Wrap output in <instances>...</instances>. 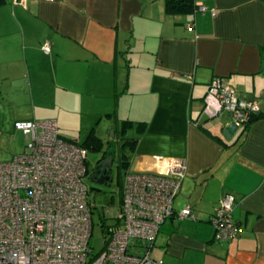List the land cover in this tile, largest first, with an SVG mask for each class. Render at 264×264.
I'll return each instance as SVG.
<instances>
[{
	"label": "crops",
	"instance_id": "1",
	"mask_svg": "<svg viewBox=\"0 0 264 264\" xmlns=\"http://www.w3.org/2000/svg\"><path fill=\"white\" fill-rule=\"evenodd\" d=\"M195 5L168 13L165 0H0V137L17 121L54 119L73 140L63 133L76 111L91 123L113 120V139L130 121L128 172L152 170L157 155L188 166L175 211L191 206L196 218L166 221L152 255L166 264H264V0ZM215 77L261 107L230 139L231 114L215 121L204 111ZM227 193L240 230L218 241L211 218Z\"/></svg>",
	"mask_w": 264,
	"mask_h": 264
},
{
	"label": "built area",
	"instance_id": "2",
	"mask_svg": "<svg viewBox=\"0 0 264 264\" xmlns=\"http://www.w3.org/2000/svg\"><path fill=\"white\" fill-rule=\"evenodd\" d=\"M42 48L50 53L51 42ZM204 111L209 117L229 112L238 131L261 107L236 93L225 78L215 77ZM15 128L24 132L27 144L23 153L0 162V264H166L152 255L161 226L175 215L196 218L191 206L175 211L186 160L157 155L152 170L127 173L119 204L103 215L105 247L94 255L88 148L63 138L54 119L17 121ZM235 205L232 193L219 200L211 218L216 240L238 237ZM109 218L115 222L107 225Z\"/></svg>",
	"mask_w": 264,
	"mask_h": 264
},
{
	"label": "rangeland",
	"instance_id": "3",
	"mask_svg": "<svg viewBox=\"0 0 264 264\" xmlns=\"http://www.w3.org/2000/svg\"><path fill=\"white\" fill-rule=\"evenodd\" d=\"M82 111H76L71 113L72 117L69 123L65 125L69 128V133H63L67 138L76 140L79 143H84L88 139V135L91 132L92 128L96 126L98 132V137H100L104 146L100 149H95L91 143L86 144L89 153H88V167L90 171L95 169L98 164L99 159L102 156L103 150H110L116 152L118 155L119 152L125 154L130 162L133 160L132 149L130 145H125L126 135L122 133L116 135L113 139V132H115V122L113 120L104 119L101 123L97 124L95 120L91 123L93 117L89 113L88 118L86 115L81 113ZM89 112V111H84ZM215 121H229L230 114L229 112H224L221 116L213 118ZM121 128V126L119 127ZM17 131H12L11 134L4 135L0 137V162L9 161L13 159L14 156L21 154L25 151L26 148V136L23 131L16 129ZM132 131H129L127 136L130 137ZM113 144H108L107 141L111 140ZM115 140V141H113ZM120 157V156H119ZM132 158V159H131ZM113 166V181L105 186H98L92 182L91 179H88V187L90 189L89 197L91 201L94 202L95 208L93 209V229L92 235L90 237L89 245L93 249L94 255L99 254L105 247V224L103 223V215L105 210L110 205H118L121 200L123 184L126 180V175L128 173L127 166L119 167L118 158L115 159ZM100 188V191L93 190L92 188ZM179 197V196H178ZM177 197V199H178ZM115 219L109 218L107 220V225L113 224Z\"/></svg>",
	"mask_w": 264,
	"mask_h": 264
},
{
	"label": "trees",
	"instance_id": "4",
	"mask_svg": "<svg viewBox=\"0 0 264 264\" xmlns=\"http://www.w3.org/2000/svg\"><path fill=\"white\" fill-rule=\"evenodd\" d=\"M165 2H166V9H167L168 13H192L196 9L195 0H165ZM259 117H260V115L253 114L251 116V119L249 120V122L246 124L245 129L249 128V126L255 120H257ZM132 126L133 125H131L130 121H127V122L124 121V123L122 124L121 133L123 135H125L126 132L129 130V128H131ZM71 141H73V140H71ZM113 141H115V140H113ZM124 141H126L125 145H127V144L131 145V143L135 142L132 139H129L128 137H126ZM73 142H75V141H73ZM76 143H78L84 147L87 146L86 144L91 143L92 145H94L93 147L95 149H100L104 146L103 140L101 138H99L93 132L90 134L88 139L83 144L79 143V142H76ZM108 144H113L112 140H109ZM109 154L115 155V159L118 158L119 167L127 166V168H129L130 160L127 158V156L125 154L123 155V153L119 152V154L117 155L116 152H113V151H110ZM106 156L104 158H106ZM88 171H89V173L92 174V172L90 171L89 168H88ZM103 220L106 221L104 216H103ZM104 221H103V223H104Z\"/></svg>",
	"mask_w": 264,
	"mask_h": 264
},
{
	"label": "water",
	"instance_id": "5",
	"mask_svg": "<svg viewBox=\"0 0 264 264\" xmlns=\"http://www.w3.org/2000/svg\"><path fill=\"white\" fill-rule=\"evenodd\" d=\"M238 127L235 122H231L224 130V135L230 139L232 135L237 131ZM115 132H113V138ZM110 150H103L102 156L98 161L96 169L92 175V182L98 186H105L113 181L111 171L115 163V155L109 154ZM109 154V155H108ZM107 155L106 158H104ZM93 190L100 191V188H92Z\"/></svg>",
	"mask_w": 264,
	"mask_h": 264
},
{
	"label": "flooded vegetation",
	"instance_id": "6",
	"mask_svg": "<svg viewBox=\"0 0 264 264\" xmlns=\"http://www.w3.org/2000/svg\"><path fill=\"white\" fill-rule=\"evenodd\" d=\"M107 157V156H106ZM95 169H96V167H95ZM94 169V170H95ZM94 170H92V175H93V172H94ZM111 175H112V177H113V169H112V171H111ZM113 179H114V177H113ZM108 185V184H107Z\"/></svg>",
	"mask_w": 264,
	"mask_h": 264
}]
</instances>
